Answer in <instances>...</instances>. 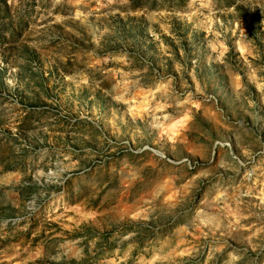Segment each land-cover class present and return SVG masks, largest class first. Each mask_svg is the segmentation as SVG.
Segmentation results:
<instances>
[{
    "label": "rangeland",
    "instance_id": "1",
    "mask_svg": "<svg viewBox=\"0 0 264 264\" xmlns=\"http://www.w3.org/2000/svg\"><path fill=\"white\" fill-rule=\"evenodd\" d=\"M0 0V264H264V0Z\"/></svg>",
    "mask_w": 264,
    "mask_h": 264
},
{
    "label": "trees",
    "instance_id": "2",
    "mask_svg": "<svg viewBox=\"0 0 264 264\" xmlns=\"http://www.w3.org/2000/svg\"><path fill=\"white\" fill-rule=\"evenodd\" d=\"M130 2L133 5V8L145 6L143 3H139L138 0H130Z\"/></svg>",
    "mask_w": 264,
    "mask_h": 264
}]
</instances>
